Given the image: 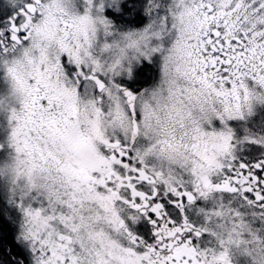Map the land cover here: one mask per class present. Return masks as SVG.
Segmentation results:
<instances>
[{
  "label": "snow or ice",
  "instance_id": "snow-or-ice-1",
  "mask_svg": "<svg viewBox=\"0 0 264 264\" xmlns=\"http://www.w3.org/2000/svg\"><path fill=\"white\" fill-rule=\"evenodd\" d=\"M0 264H264V0H0Z\"/></svg>",
  "mask_w": 264,
  "mask_h": 264
}]
</instances>
